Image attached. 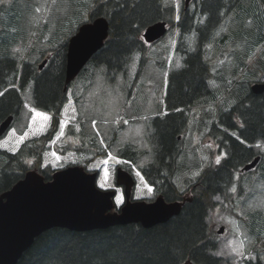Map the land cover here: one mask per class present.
<instances>
[{
  "label": "trees",
  "instance_id": "trees-1",
  "mask_svg": "<svg viewBox=\"0 0 264 264\" xmlns=\"http://www.w3.org/2000/svg\"><path fill=\"white\" fill-rule=\"evenodd\" d=\"M18 1L13 3L21 4ZM3 2L5 0H0L3 14V18L0 15L3 19L0 39H3L2 35L7 39L0 43V124L11 114L15 118L19 116L24 105L21 92L31 84L34 106L50 112L52 119L45 134L25 142L17 152L0 150L4 160L0 169V193L10 189L32 169L39 171L46 180L52 179L54 171L49 166H42L43 153L49 149L48 143L60 129L61 112L68 100L65 87L68 40L81 23L98 16L108 17L110 34L89 62L95 66L105 65L112 80L117 74L128 71L135 54L147 52L143 32L160 20L167 21L170 27H178L176 50L183 58V65L168 74L166 113L151 121L152 159L139 165L145 180L157 194H162L167 201H184L181 212L150 228L140 223L89 231L54 227L36 237L17 264H222L224 258L216 254L218 240L210 224L216 197L229 194L237 182L243 188L240 182L246 175L259 173L264 180V149L254 146L264 142V92L256 94L251 90V82H262L263 78L253 80L251 73H247V79H239L236 83L242 94L238 100L234 97L235 104L228 107L229 99L219 107L211 136L218 151L225 155L219 164L203 167L195 186L189 185L188 189H182L175 179L182 153L179 136L187 129L193 107L199 103L220 101L221 91L213 87L211 81L214 80V70L209 57L210 48L213 39L219 40L222 48L239 38L228 41L230 36L224 32L214 38L217 29L224 24L225 16L235 13L236 19L242 20L244 16L257 19L258 26L249 31L254 35L249 38L245 52L249 56L258 43H264V0H194L189 8L182 7L178 20L170 0H90L84 2L87 11L75 14L77 20L89 18L80 19L69 36L64 34L62 22L55 28L50 39L53 48L42 69L36 62L27 59L20 62L15 57L12 47L17 38L9 36L7 31L11 27L6 23L16 15L11 6L5 7ZM242 9L246 14H242ZM85 14L87 16L83 17ZM258 27L260 32H257ZM139 62L141 70L145 57ZM259 62L261 65L257 62L256 68H264V60ZM90 63L80 74L88 70ZM221 79L225 81L224 77ZM246 81L249 88L243 86ZM224 106L228 108L224 109ZM121 149L119 156L134 164H138L144 153L133 144ZM257 156H260L259 164L252 170L241 172ZM187 193L191 200H186ZM247 260L248 264H262L253 258Z\"/></svg>",
  "mask_w": 264,
  "mask_h": 264
},
{
  "label": "rangeland",
  "instance_id": "rangeland-1",
  "mask_svg": "<svg viewBox=\"0 0 264 264\" xmlns=\"http://www.w3.org/2000/svg\"><path fill=\"white\" fill-rule=\"evenodd\" d=\"M89 1L19 0L18 3L21 4H16L13 3L14 0H5L2 5L11 6L16 15L6 23L11 27L7 31L9 36L17 38L12 47L15 57L20 62L27 59L41 65L48 59L53 48L50 39L55 28L61 26L62 22L63 32L69 36L79 22L89 18L81 17L77 20L75 17L79 11H87L84 2ZM170 2L175 6V19L178 20L185 0ZM249 3L248 1L247 5ZM193 4L190 3L189 7ZM241 12L246 14L245 9ZM1 13L0 11L3 18ZM85 16L87 14L83 15ZM236 17L235 13L227 14L214 38L223 32L230 36L228 41L239 38L222 48L219 40L213 39L210 48L209 57L214 70V80L211 81L213 87L221 91L220 101L199 103L193 107L187 129L181 133L182 153L175 179L182 189H188L189 185L197 181V173L203 167L216 164L218 157L220 160L224 157V152L218 151L211 132L213 124L218 120L219 107L229 99L230 104L227 106H233L236 102L234 97L238 100L242 94L236 86L237 81L247 79V73H251L253 80H264V68H256V63L261 65L259 61L264 60V43H258L249 56L245 55L249 38L254 36L249 31L258 26L257 19H246L247 16H244L240 20ZM2 26L3 19H0V29ZM257 32H260L259 27ZM178 36V27L172 25L162 39L152 45L147 44L145 54H135L128 71L117 74L114 80L107 75L105 65L95 66L89 62L91 66L88 70L78 75L68 88V100L61 112L60 129L48 143L49 149L43 153L42 166H49L55 171L82 164L90 172L96 171L98 187L116 189L117 207L125 202L124 189L116 183L117 169L122 167L136 179L132 198L154 200L156 190L145 180L139 165H145L152 159V144L149 139L151 121L155 116L166 112L168 74L178 68L177 62L181 66L183 64L182 55L176 50ZM5 37L2 35L0 43L5 42ZM43 52L46 53L45 56ZM144 57L145 65L140 70L139 59ZM243 83L245 88L249 86L247 81ZM21 93L24 100L22 111L10 129L0 137V150L10 153L17 152L25 142L45 134L52 119L50 112L34 106L33 84ZM45 116L48 117L47 120ZM127 144H133L144 151L138 164L119 156L118 152ZM254 146L264 149V142ZM3 164L4 160L0 156V169ZM240 183L243 188H239L237 182L234 186L236 191H232L231 187L229 194L216 197L217 204L210 214L211 228L218 240L216 254L224 258L222 264H245L247 259L258 257L264 262V180L256 173L246 175ZM221 226L225 229L219 234ZM233 248L238 251H233Z\"/></svg>",
  "mask_w": 264,
  "mask_h": 264
},
{
  "label": "water",
  "instance_id": "water-1",
  "mask_svg": "<svg viewBox=\"0 0 264 264\" xmlns=\"http://www.w3.org/2000/svg\"><path fill=\"white\" fill-rule=\"evenodd\" d=\"M192 0H185L186 6ZM110 23L105 16L83 23L69 39L66 59V88L91 57L99 51L109 35ZM167 22L160 20L148 26L143 38L154 43L167 32ZM45 62L41 65V68ZM256 94L264 92V82L252 85ZM14 115L0 124V137L8 130ZM260 156L243 170L254 168ZM97 172H87L74 165L54 172L51 180L37 170H29L10 189L0 193V264H17L36 237L54 227L75 231L105 229L115 225L140 223L150 228L178 215L183 201L168 202L163 195L154 201L132 200L134 176L117 169V185L124 186L125 203L115 210V190L97 186ZM224 227L219 229V233Z\"/></svg>",
  "mask_w": 264,
  "mask_h": 264
},
{
  "label": "snow or ice",
  "instance_id": "snow-or-ice-1",
  "mask_svg": "<svg viewBox=\"0 0 264 264\" xmlns=\"http://www.w3.org/2000/svg\"><path fill=\"white\" fill-rule=\"evenodd\" d=\"M143 39V38H142ZM181 65L179 64V62H177V64H176V67H180ZM37 115H40V113H37ZM46 120L48 119V117L47 116H45L44 117ZM127 121H125V123H126ZM216 163L217 164H219L220 163V158L218 157L217 159H216ZM138 175H139V173H137ZM199 173H197V175H198ZM102 187H103V185H102ZM149 191H152V189L151 188H149L148 189ZM232 191H236V189L233 187V189H232ZM233 251H238V249H236V248H233ZM241 255H242V253H240Z\"/></svg>",
  "mask_w": 264,
  "mask_h": 264
},
{
  "label": "flooded vegetation",
  "instance_id": "flooded-vegetation-1",
  "mask_svg": "<svg viewBox=\"0 0 264 264\" xmlns=\"http://www.w3.org/2000/svg\"><path fill=\"white\" fill-rule=\"evenodd\" d=\"M194 186H195V185H194ZM247 261H248V260H247ZM247 261L245 262L246 264H248ZM253 261H255V262H260V263L264 264L263 261H262V259H260V258H256V259L253 258Z\"/></svg>",
  "mask_w": 264,
  "mask_h": 264
},
{
  "label": "bare ground",
  "instance_id": "bare-ground-1",
  "mask_svg": "<svg viewBox=\"0 0 264 264\" xmlns=\"http://www.w3.org/2000/svg\"><path fill=\"white\" fill-rule=\"evenodd\" d=\"M197 6V5H196ZM198 7V6H197ZM183 10V9H182ZM196 10V9H195ZM108 18V17H107ZM111 28V27H110ZM109 34H110V32H109ZM146 228V227H145Z\"/></svg>",
  "mask_w": 264,
  "mask_h": 264
}]
</instances>
